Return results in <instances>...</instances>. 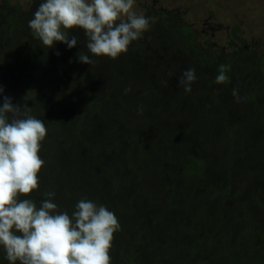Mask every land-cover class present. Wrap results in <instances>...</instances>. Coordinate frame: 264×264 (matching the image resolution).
Masks as SVG:
<instances>
[{"label": "trees", "instance_id": "1", "mask_svg": "<svg viewBox=\"0 0 264 264\" xmlns=\"http://www.w3.org/2000/svg\"><path fill=\"white\" fill-rule=\"evenodd\" d=\"M37 2L0 17V106L10 97L47 128L39 188L21 199L39 207L51 191L70 216L80 199L112 211L111 264H264V48L247 49L235 31L231 52L213 49L178 13L152 24L148 9L126 52L91 57L78 28L71 49L33 35ZM5 256L0 247V264Z\"/></svg>", "mask_w": 264, "mask_h": 264}, {"label": "clouds", "instance_id": "2", "mask_svg": "<svg viewBox=\"0 0 264 264\" xmlns=\"http://www.w3.org/2000/svg\"><path fill=\"white\" fill-rule=\"evenodd\" d=\"M135 0H42L28 22L33 35L51 48L56 42L69 49L77 37L69 31L80 29L87 37L91 57L116 59L131 42L142 36L149 19L132 9ZM59 53H57L58 55ZM84 64L94 61L78 53ZM227 66L220 65L217 84L229 82ZM195 69L185 70L178 87L191 91ZM130 89H126L127 93ZM3 88L0 87V94ZM233 96L239 99L236 89ZM21 107L24 111L21 112ZM142 113V109L139 110ZM31 108L13 104L3 97L0 106V247L9 264H111L109 254L114 233L120 224L112 211L95 202L80 199L70 216L58 211L55 193H43L39 207L31 199H21L39 188L38 173L45 164L39 156L47 128L30 115ZM8 114H12L9 119Z\"/></svg>", "mask_w": 264, "mask_h": 264}, {"label": "rangeland", "instance_id": "3", "mask_svg": "<svg viewBox=\"0 0 264 264\" xmlns=\"http://www.w3.org/2000/svg\"><path fill=\"white\" fill-rule=\"evenodd\" d=\"M37 1L0 0V17L8 14L12 6L18 7L20 13H27ZM148 9L154 15L152 24L158 19L156 13H162L161 19L166 12L178 13L197 41L203 45L207 41L213 49L231 52L235 31L247 49L264 48V0H135L132 10L145 15ZM233 43L237 49V41Z\"/></svg>", "mask_w": 264, "mask_h": 264}]
</instances>
